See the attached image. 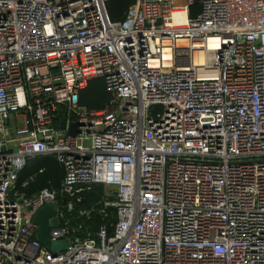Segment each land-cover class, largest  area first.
<instances>
[{
  "label": "built area",
  "instance_id": "built-area-1",
  "mask_svg": "<svg viewBox=\"0 0 264 264\" xmlns=\"http://www.w3.org/2000/svg\"><path fill=\"white\" fill-rule=\"evenodd\" d=\"M107 2L0 0V264H264V0Z\"/></svg>",
  "mask_w": 264,
  "mask_h": 264
},
{
  "label": "trees",
  "instance_id": "trees-1",
  "mask_svg": "<svg viewBox=\"0 0 264 264\" xmlns=\"http://www.w3.org/2000/svg\"><path fill=\"white\" fill-rule=\"evenodd\" d=\"M135 0H108L107 13L112 22H123L127 16L129 8ZM194 4L190 7V16H195L199 12V0H193ZM110 96L105 92L103 84L99 80L92 81L82 95V103L90 108H102ZM45 166L44 174L40 175L31 186L28 193H32L38 188L51 185L58 188L63 178V168L57 164L54 158H42Z\"/></svg>",
  "mask_w": 264,
  "mask_h": 264
},
{
  "label": "water",
  "instance_id": "water-1",
  "mask_svg": "<svg viewBox=\"0 0 264 264\" xmlns=\"http://www.w3.org/2000/svg\"><path fill=\"white\" fill-rule=\"evenodd\" d=\"M70 134L73 136L75 132V125H71ZM60 128H65V120H61ZM34 224L37 226L36 238L38 242L51 253L59 251L55 242L49 240V232L58 225L56 218V207L53 204L45 205L35 216Z\"/></svg>",
  "mask_w": 264,
  "mask_h": 264
},
{
  "label": "rangeland",
  "instance_id": "rangeland-1",
  "mask_svg": "<svg viewBox=\"0 0 264 264\" xmlns=\"http://www.w3.org/2000/svg\"><path fill=\"white\" fill-rule=\"evenodd\" d=\"M42 160H43L42 158L37 159L36 161H34V162L31 163V166H32L33 168L39 166L40 164H42ZM55 245H56V247H58V249L61 250V251H65L66 248H67V243H66V241H57V242H55Z\"/></svg>",
  "mask_w": 264,
  "mask_h": 264
},
{
  "label": "bare ground",
  "instance_id": "bare-ground-1",
  "mask_svg": "<svg viewBox=\"0 0 264 264\" xmlns=\"http://www.w3.org/2000/svg\"><path fill=\"white\" fill-rule=\"evenodd\" d=\"M194 62L196 65H201L205 62V58L202 55H196L194 58Z\"/></svg>",
  "mask_w": 264,
  "mask_h": 264
}]
</instances>
